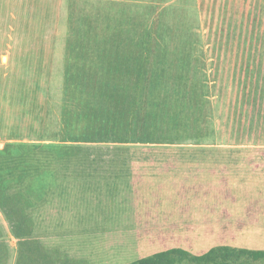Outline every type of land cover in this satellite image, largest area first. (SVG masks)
Instances as JSON below:
<instances>
[{
    "label": "rangeland",
    "instance_id": "obj_1",
    "mask_svg": "<svg viewBox=\"0 0 264 264\" xmlns=\"http://www.w3.org/2000/svg\"><path fill=\"white\" fill-rule=\"evenodd\" d=\"M87 82L100 92L92 136L72 142L69 88ZM39 139L58 142L46 180L30 159L47 150ZM122 167L172 181L136 187L166 205L138 258L264 250V0H0V185Z\"/></svg>",
    "mask_w": 264,
    "mask_h": 264
},
{
    "label": "crops",
    "instance_id": "obj_2",
    "mask_svg": "<svg viewBox=\"0 0 264 264\" xmlns=\"http://www.w3.org/2000/svg\"><path fill=\"white\" fill-rule=\"evenodd\" d=\"M81 13L86 14L85 8ZM146 37L148 44L149 37ZM127 46L123 48L128 49ZM85 65L83 78L91 80V59L88 62L85 58ZM99 94L92 82L69 88L70 118L66 133L70 141L91 138ZM54 127L46 137L54 138L59 132V121ZM38 142L47 150L31 154L34 157L30 159L35 162L33 170L37 171L33 173L46 180L44 177H51L58 170L54 166L58 142L44 139ZM78 170L81 169L72 174L84 178L76 183L0 185V191L5 192L4 199L0 200V224L3 225L0 226V264H119L140 260L137 256L145 243L156 245V231L165 229L166 205L137 200L136 187L165 188L171 181L169 177L155 178L151 175L161 176V171L142 174L133 167L85 168L79 173ZM63 173L69 174L66 169ZM25 191H36V199L7 194ZM60 192L78 194L56 197L53 194ZM154 254L157 253L150 255Z\"/></svg>",
    "mask_w": 264,
    "mask_h": 264
},
{
    "label": "trees",
    "instance_id": "obj_3",
    "mask_svg": "<svg viewBox=\"0 0 264 264\" xmlns=\"http://www.w3.org/2000/svg\"><path fill=\"white\" fill-rule=\"evenodd\" d=\"M258 261L264 262V250L218 246L202 255H193L183 249H171L132 264H252Z\"/></svg>",
    "mask_w": 264,
    "mask_h": 264
}]
</instances>
